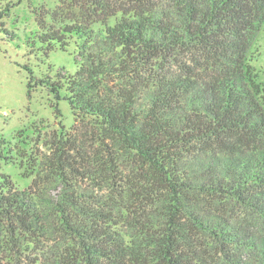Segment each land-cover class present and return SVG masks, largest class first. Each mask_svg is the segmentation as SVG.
<instances>
[{
    "label": "trees",
    "instance_id": "trees-1",
    "mask_svg": "<svg viewBox=\"0 0 264 264\" xmlns=\"http://www.w3.org/2000/svg\"><path fill=\"white\" fill-rule=\"evenodd\" d=\"M59 6L36 40L77 71L25 67L74 125L27 187L0 139V264H264V0Z\"/></svg>",
    "mask_w": 264,
    "mask_h": 264
},
{
    "label": "rangeland",
    "instance_id": "rangeland-1",
    "mask_svg": "<svg viewBox=\"0 0 264 264\" xmlns=\"http://www.w3.org/2000/svg\"><path fill=\"white\" fill-rule=\"evenodd\" d=\"M7 4L0 0V14ZM59 5L60 0L24 1L0 17V139L7 143L14 159L3 165V171L21 187L29 186L33 179L27 177L28 161L40 160L49 153L47 147L59 124L67 129L74 125L67 100L58 101L42 88L29 93L30 73L25 67H30L37 78L77 71L71 48L47 53L36 40L40 12Z\"/></svg>",
    "mask_w": 264,
    "mask_h": 264
}]
</instances>
